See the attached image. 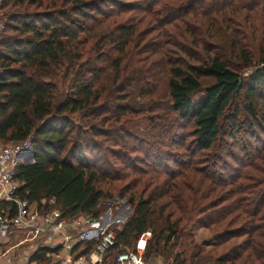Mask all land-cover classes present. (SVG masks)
<instances>
[{"label":"trees","instance_id":"16d2710c","mask_svg":"<svg viewBox=\"0 0 264 264\" xmlns=\"http://www.w3.org/2000/svg\"><path fill=\"white\" fill-rule=\"evenodd\" d=\"M137 4L138 9L121 0L0 3V10L9 11L0 32V142L28 139L32 157L17 168L15 195L41 211L56 208L63 218L94 217L96 204L110 196L114 183L130 174L156 173L161 184L150 183L151 189L147 183L141 189L114 187L120 199L127 196L131 211L121 228H111L116 244L131 248L149 230L146 261L162 256L171 257L169 264H264V115L243 129L252 142L246 137L236 142L240 122L232 116L226 134L237 153L219 145L224 159L215 154L229 107L244 101L250 118L256 116L254 99L264 109V0ZM28 7L47 10L17 15ZM129 10L155 22L158 30L146 42L149 29H138L141 17H121ZM245 31L251 41L256 38L255 53ZM156 64L160 87L155 71L143 69ZM143 110L146 123L129 130L127 124ZM187 123L188 134L176 138L171 129ZM185 136L192 150L184 159L168 161V148H182ZM136 152L149 158L146 167L159 168L163 179L157 170L139 169L130 155ZM161 156L174 169L165 167ZM217 163L224 174L214 169ZM14 212L12 203H0L1 216ZM189 224L215 232L221 253L206 261L195 245L187 258L172 253ZM235 239L240 241L226 245ZM91 248L90 242L73 247L78 255ZM117 250V245L109 248L103 262H111ZM50 251L38 246L30 261L47 264Z\"/></svg>","mask_w":264,"mask_h":264},{"label":"built area","instance_id":"2783aa9c","mask_svg":"<svg viewBox=\"0 0 264 264\" xmlns=\"http://www.w3.org/2000/svg\"><path fill=\"white\" fill-rule=\"evenodd\" d=\"M2 27L3 25H0V28ZM29 152L28 139L17 143L0 142V203H12L15 208L11 217L7 214L0 216V236L10 230L24 232L28 239L38 238L41 244L53 247L59 245L65 253L69 252L75 243H92V248L86 255L76 259L63 257L56 264H148L143 258V253L150 238L149 230L143 231L131 248L119 246L111 229L118 219L115 218L114 212H110L109 204L103 208L106 212H98L94 217L79 215L63 218L56 208L41 211L31 203L19 200L15 195L19 187L15 174L17 168L24 164ZM51 202L50 200L49 204ZM95 208H99V202ZM116 245L119 250L111 262L104 263V253Z\"/></svg>","mask_w":264,"mask_h":264},{"label":"rangeland","instance_id":"374dc122","mask_svg":"<svg viewBox=\"0 0 264 264\" xmlns=\"http://www.w3.org/2000/svg\"><path fill=\"white\" fill-rule=\"evenodd\" d=\"M2 1L3 0H0V3ZM121 3L122 4L123 3L124 4H130V6H134L137 9L140 8L139 5L137 4L138 0H121ZM6 9L4 8L3 10H0V25H3L6 22L7 12L9 14V11H7ZM15 10H17V9L14 8V9L10 10V12L11 11H15ZM46 10H47L46 8L45 9H42V8L40 9V8H33V7L29 8L28 7V8L19 9L17 15L20 14V13H25V14L38 13L40 11L42 12V11H46ZM128 15H136L137 19H138L142 15H145V14H143L142 12L140 13V12H134L132 10H129L125 14H121V17L122 16L126 17ZM140 19L143 20V21L140 22V24H139L140 27L138 29H143V28L149 29L148 34L144 38L145 39L144 42H146L147 40H149V38L154 33L157 32L158 29L157 28L155 29V22L154 21L149 22V20H148V22H147V19L143 18V17H141ZM114 21H116V20H114ZM261 23H262L261 20L257 21L256 26L259 27L261 25ZM238 26H240L239 23H236L233 27L236 29ZM263 27L264 26H262L261 29ZM2 29H3V27L0 28V32L2 31ZM4 32H8V31H4ZM245 32L247 33L246 34L247 35V41L246 42H248V45H252V48H253L252 50L255 53L256 52L255 49L257 50L256 38H254V41H251L250 33L248 31H245ZM8 35L14 36L16 34L9 33ZM257 40H259V39L257 38ZM142 44H143V42H142ZM145 64H147V63H145ZM143 66L144 65H142V67ZM135 67H136V64H135ZM143 69L146 70L145 73H149L151 71H155V73L158 75V76L156 75L158 77V81H159L158 83L156 81L152 80L149 77H146V79L148 81L156 82L157 85H159V87L162 86V84H163V83H161L162 79H160L162 76L159 75L160 70H161V65L159 66V65L156 64V65H153L151 67H148V66L145 67L144 66ZM150 69H152V70L150 71ZM245 74H246L245 71L241 72V77H244ZM161 101H163V100H161ZM242 102H244V101H239L234 106L229 107V109H227V111L224 113V116H225L224 118L225 119L222 121L221 125H222V128L225 130V132L219 136V139H218V141L216 143V148H215L216 149L215 154H218L223 159H224V157H223L224 151L223 150H220V151L217 150V148H219V145L225 146L224 149H226V151H228V152H231L232 154L233 153H237V150L234 148L235 147L234 145L236 143L235 142H231V139H229L228 135L226 134L227 131L230 130L229 128H231V122L233 120L232 116L235 117L236 121L238 120L240 122V124L238 125L239 129L237 130V132H235V134L237 136L236 139H235L236 142H238L243 137H244V139L246 137V140L252 142L253 141L252 137L247 136L248 135V134L246 135L247 132L244 133V131H247V130L243 131V129H245L246 125H249V124L254 125V123L257 124L258 122H262V116L264 115L263 114L264 109L262 108V105H261L262 102L260 100H258V99H254L252 101L254 110L256 111L255 118H250V116H248L249 112L243 108V103ZM145 112L146 111L143 110L140 114H138L135 117H133L132 121H130L127 124V128L129 130H132V129H135V128L140 130V128H142L141 125L146 123L145 118L144 117H140V115H144ZM185 125H186L185 127L181 128L179 130L178 129H174V128L171 129V132H175L176 133V135H175L176 138L177 137H181L180 136L181 134L182 135L188 134V131L190 129V125L188 123L185 124ZM257 131H255V133L261 137V133L259 131L258 132ZM167 138H168V135H165V137L162 138V141L167 143V140H168ZM157 139H160V138L157 137ZM182 140H184L182 148H180V149H176L175 148L174 150H170V148H168V150H167V155H169V158L167 159L168 161H169V159H170V161H172V160H180L182 158L184 159L183 155L187 151L192 150L191 138H188V137L185 136ZM177 143H180L179 146L181 145V142H177ZM255 145L256 144H254V146ZM229 149H231V150H229ZM130 155H131V158L138 159L137 161H134V163L139 169L145 171L146 168H150L151 171L152 170H154V171L157 170L156 172L157 173L159 172L158 171L159 168L156 169L155 167H153L151 165H150L151 167H146L148 164L151 163L150 159L149 158H144L140 152L130 153ZM159 160H163V162H165L164 163L165 167H168L170 169H174V166L170 162L167 163L166 159H163V156L159 157ZM31 161H32V157H28V158L26 157L25 158V162L26 163H30ZM138 161H140V162L138 163ZM211 161L209 162V164L211 163ZM226 161L229 164H232V162H230L231 160L228 159ZM219 167H220V163H217L216 167L214 169L216 171H218V173H223L224 174V169H218ZM227 175H229V172H228ZM158 176L160 177L159 179H161V178L163 179V177L165 175H162V174L158 173ZM184 177H192V173H190V174L189 173H185ZM187 182H189V181H187ZM145 183H147L146 186L150 185V187H148L147 189H151V187H153V186H151V184L152 185L161 184L160 180H158V177L156 178V173H151V174H146L145 173V174H141V176H137L136 174H130L123 180V182L114 183L111 187H109V193H111L110 196L109 197L105 196V198H101L99 200V208H98L99 212H106V210L103 209V208L107 207L108 204H109L111 206L110 212L111 213L114 212L115 218L118 219V221L116 222V224L114 226H116L118 228H121L125 224V222L129 219L131 211H130V208H129L126 200H125V198H127V196L124 197V199H120L118 197L117 190L114 187L116 185H118V187H124L125 185L127 186L129 184L130 188H131L130 185H132V188L141 189V188H143ZM183 189H185V188H183ZM184 194H187L185 196H188V198L192 197L191 193L186 191V190L184 191ZM101 207H102V209H101ZM123 218H124V220L122 221ZM192 219H194V217ZM234 227H236V226L234 225ZM234 227H231V228L233 229ZM182 233H183V237L179 238V241H178L177 245L171 250L172 253H180L181 257L187 258L189 256V254L191 255L193 253L194 249L192 248V246L195 245L199 249L203 250V252H201V255L204 258L203 259V261H204L209 256L212 257L211 259H213L216 255L220 254L221 251H222L221 247H217L215 245V241H213L214 239H212V237L216 233L213 232V231H210V229H205L203 227H199V226H196V225L189 224L188 226H186L185 228L182 229ZM20 236L22 237V240L23 239L26 240V235L25 234L22 233V234H20ZM239 241H240L239 239L231 240L226 245L235 244V243H238ZM35 243L38 244V245H41V240L36 238V242ZM226 245H225V248H226ZM29 249L30 248H28V247H22V251H26L27 252ZM170 258L171 257H168V258L164 259V257H162V256H156L155 260L148 261V264H169V263H171Z\"/></svg>","mask_w":264,"mask_h":264},{"label":"crops","instance_id":"0c3cea01","mask_svg":"<svg viewBox=\"0 0 264 264\" xmlns=\"http://www.w3.org/2000/svg\"><path fill=\"white\" fill-rule=\"evenodd\" d=\"M30 153L31 152H29L28 157H30ZM42 201L39 203L42 204ZM31 204L36 206V204L33 202ZM22 233L25 234L24 232L10 230L5 235L0 236V264H33L30 261V257L38 246L47 247L51 250L45 255L48 260L47 264H56L60 259H63V257H67L68 259H76L78 256H82L78 255L77 252L74 251V245L71 247L69 252L65 253L59 245L55 247H53V245H38L35 243L36 238L28 239L27 234H25L26 240H22V237L20 236ZM22 247H28L30 249L26 252L22 251Z\"/></svg>","mask_w":264,"mask_h":264},{"label":"water","instance_id":"95a60500","mask_svg":"<svg viewBox=\"0 0 264 264\" xmlns=\"http://www.w3.org/2000/svg\"><path fill=\"white\" fill-rule=\"evenodd\" d=\"M30 157H31V153H30ZM26 163V162H25Z\"/></svg>","mask_w":264,"mask_h":264}]
</instances>
